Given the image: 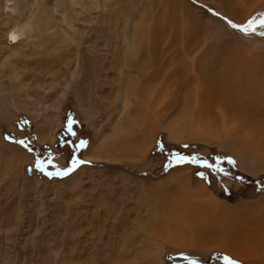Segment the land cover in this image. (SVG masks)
Segmentation results:
<instances>
[{
    "label": "rangeland",
    "instance_id": "obj_1",
    "mask_svg": "<svg viewBox=\"0 0 264 264\" xmlns=\"http://www.w3.org/2000/svg\"><path fill=\"white\" fill-rule=\"evenodd\" d=\"M215 11L264 0H0V264H264V31Z\"/></svg>",
    "mask_w": 264,
    "mask_h": 264
},
{
    "label": "bare ground",
    "instance_id": "obj_2",
    "mask_svg": "<svg viewBox=\"0 0 264 264\" xmlns=\"http://www.w3.org/2000/svg\"><path fill=\"white\" fill-rule=\"evenodd\" d=\"M195 1V0H194ZM214 14H216V15H218L219 17H221L222 19L224 18V20L226 21V23H227V25L231 28V29H233V27H231V24L229 23L230 21L232 22V23H234V24H237L236 22H234L233 20H231V19H228V18H226V17H224L220 12H213ZM262 15H264V13H258L254 18L255 19H257V20H259V18L262 16ZM253 18V19H254ZM237 25H239V24H237ZM242 26V25H241ZM262 31H264V28H259L258 26H257V30H256V32H262ZM21 34H20V32H13L12 33V39H10V43L11 44H16V43H18L20 40H21ZM231 67H232V65H231ZM252 71V70H251ZM228 72V71H227ZM164 73V72H163ZM187 73V72H186ZM235 73V72H234ZM228 74H229V72L226 74L227 76H228ZM231 74V73H230ZM220 74L219 73H214L213 75H212V79L213 78H218V76H219ZM225 74H223V75H221L223 78H225V76H226ZM252 75V74H251ZM210 76V75H209ZM226 76V77H227ZM231 76V75H230ZM235 76V75H234ZM252 76H255V75H252ZM258 76V75H257ZM194 77L196 78V80L198 81V82H203L204 80H206V77H205V73L203 74V72L201 73L200 71L199 72H195L194 73ZM241 78L243 77V76H240ZM150 78V77H149ZM153 80L155 79L154 77H151ZM254 78H256V77H254ZM263 78V77H262ZM220 79H221V77H220ZM216 80V79H215ZM219 80V79H218ZM223 80V79H222ZM260 80H261V78H260ZM168 81V80H167ZM257 81H259V79H257ZM256 80L255 81H251V82H248V86H239L238 88H239V91H238V94H241L239 97H238V99H240V97H244V98H241V99H244V101H242V104H240L241 106H240V108H238V104L237 103H235V102H231V104L229 103L226 107L228 108V109H234V108H238V109H240L241 111H243L244 113H251V112H256V111H264V100L263 99H260L259 98V96L261 95V93H262V95H264V85L262 84V81H261V83L260 82H257ZM145 82V81H144ZM218 82H220V81H218ZM209 83V82H208ZM263 83H264V81H263ZM243 84V83H242ZM232 86V85H231ZM197 88V87H196ZM235 88V87H234ZM237 89V88H236ZM224 90H226V89H224ZM244 91H246L245 93H244ZM200 92V91H199ZM198 92V93H199ZM237 93V92H236ZM243 93H244V95L245 96H243ZM225 94V93H224ZM237 94V95H238ZM127 95V94H126ZM233 97V96H232ZM238 99H236V100H238ZM241 102V101H240ZM262 113V112H261ZM223 123H225V121L223 122ZM198 130V129H197ZM230 242V241H229ZM227 249V248H226ZM238 252V251H237Z\"/></svg>",
    "mask_w": 264,
    "mask_h": 264
},
{
    "label": "snow or ice",
    "instance_id": "obj_3",
    "mask_svg": "<svg viewBox=\"0 0 264 264\" xmlns=\"http://www.w3.org/2000/svg\"><path fill=\"white\" fill-rule=\"evenodd\" d=\"M229 23L231 24V27H233V28H235V29H237V30H239V31H241V32H243V33H245V34H251V33H253V32H256V30H257V26H258L259 28H264V15H262V16L259 18V20L255 19V18L252 19V20H250V21L247 23L246 26L237 25V24L232 23L231 21H230ZM261 35H264V32H262ZM69 130H71V122L69 123ZM19 143H23V141H19ZM83 146H84V145H83V143H82V144H81V147H83ZM178 159H179L180 162H184V161H186L188 158H187V157H178ZM81 162H82V161H76L75 164H79V163H81ZM192 162H195V161H192ZM75 164H74V166H75ZM39 167H40V170H41V171H44V170H45L43 164H40ZM48 174L51 175V173H48ZM65 174H66V173H65ZM185 258L187 259V257H185ZM220 259H222L223 264H239L238 261H236V260H234V259H232V258H230V257H228V256H226V255L223 256V257H221ZM190 264H196V262H195V261H191Z\"/></svg>",
    "mask_w": 264,
    "mask_h": 264
},
{
    "label": "crops",
    "instance_id": "obj_4",
    "mask_svg": "<svg viewBox=\"0 0 264 264\" xmlns=\"http://www.w3.org/2000/svg\"><path fill=\"white\" fill-rule=\"evenodd\" d=\"M242 234V233H241ZM241 234H236V238L238 239V242L237 243H241V245H242V243H247L246 241V239L245 238H243L242 236H244L243 234H242V236H241ZM245 237V236H244ZM240 239V240H239ZM245 240V241H244ZM247 250H248V247L246 246V245H243V247H241L240 246V248H239V251H246L247 252Z\"/></svg>",
    "mask_w": 264,
    "mask_h": 264
}]
</instances>
